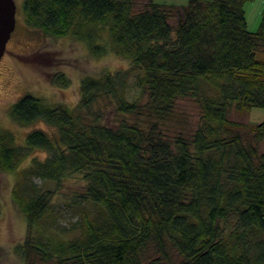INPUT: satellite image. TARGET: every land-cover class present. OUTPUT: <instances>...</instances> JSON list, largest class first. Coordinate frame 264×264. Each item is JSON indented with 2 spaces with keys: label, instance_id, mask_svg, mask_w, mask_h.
Instances as JSON below:
<instances>
[{
  "label": "trees",
  "instance_id": "1",
  "mask_svg": "<svg viewBox=\"0 0 264 264\" xmlns=\"http://www.w3.org/2000/svg\"><path fill=\"white\" fill-rule=\"evenodd\" d=\"M246 1L138 11L135 0H25L28 27L131 66L84 76L74 108L32 94L12 105L18 124L53 130L19 146L0 129L2 172L48 153L13 189L27 220L22 264H264V121L231 119L233 109L264 108V8L251 32ZM52 81L71 83L64 73ZM71 180L79 188L65 196ZM63 211H78L76 226H57Z\"/></svg>",
  "mask_w": 264,
  "mask_h": 264
},
{
  "label": "rangeland",
  "instance_id": "2",
  "mask_svg": "<svg viewBox=\"0 0 264 264\" xmlns=\"http://www.w3.org/2000/svg\"><path fill=\"white\" fill-rule=\"evenodd\" d=\"M186 7L189 0H135V9H146L151 2ZM17 5V25L7 45V51L0 61V129L12 132L16 144L26 146L28 134L35 129L53 131L44 121L22 126L10 116V109L21 97L32 94L50 104H63L74 108L80 99L81 80L86 75H100L128 69L131 61L118 57L115 53L95 58L89 53L87 45L72 37H51L41 30L28 27L24 19L25 0H15ZM248 29L256 32L262 21L264 0H248L244 5ZM64 73L70 78L68 86L53 83L52 77ZM138 76L134 75L129 88V97L138 95ZM184 109L196 122L199 116L197 106L190 101L183 103ZM231 119L249 125L264 121V108H254L250 113L233 109ZM48 153L36 149L21 164L19 171L29 167L34 158L46 160ZM18 172L0 170V264H22L15 248L20 245L27 233L25 215L15 203L13 189L18 180ZM33 185L43 186L36 178ZM53 187V185H52ZM78 183L69 181L61 193L65 196L77 190ZM61 203V202H60ZM58 227H74L78 221V211H63L58 219Z\"/></svg>",
  "mask_w": 264,
  "mask_h": 264
},
{
  "label": "water",
  "instance_id": "3",
  "mask_svg": "<svg viewBox=\"0 0 264 264\" xmlns=\"http://www.w3.org/2000/svg\"><path fill=\"white\" fill-rule=\"evenodd\" d=\"M15 0H0V61L7 51V45L17 25Z\"/></svg>",
  "mask_w": 264,
  "mask_h": 264
}]
</instances>
